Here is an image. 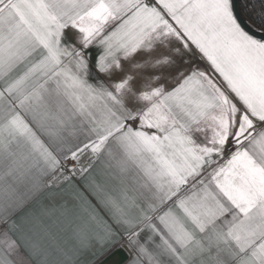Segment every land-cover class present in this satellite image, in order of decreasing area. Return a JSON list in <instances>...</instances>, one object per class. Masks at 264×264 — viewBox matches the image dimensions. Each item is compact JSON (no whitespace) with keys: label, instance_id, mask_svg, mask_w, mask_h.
<instances>
[{"label":"snow or ice","instance_id":"6c2138e0","mask_svg":"<svg viewBox=\"0 0 264 264\" xmlns=\"http://www.w3.org/2000/svg\"><path fill=\"white\" fill-rule=\"evenodd\" d=\"M33 262L264 264V0H0V264Z\"/></svg>","mask_w":264,"mask_h":264},{"label":"crops","instance_id":"0c3cea01","mask_svg":"<svg viewBox=\"0 0 264 264\" xmlns=\"http://www.w3.org/2000/svg\"><path fill=\"white\" fill-rule=\"evenodd\" d=\"M201 67H204V68H208V65L206 63H201L200 64ZM94 175L96 176V178L98 180H102L103 179V173H102V170L101 169H97L96 172L94 173ZM43 199V197L39 198L37 201H35L33 204L29 205L30 208H33V209H36L37 211H39L40 209V200ZM34 264V262H33Z\"/></svg>","mask_w":264,"mask_h":264}]
</instances>
